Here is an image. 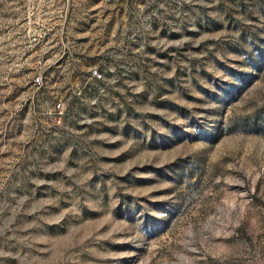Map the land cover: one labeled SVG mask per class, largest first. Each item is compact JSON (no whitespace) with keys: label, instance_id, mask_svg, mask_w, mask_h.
Wrapping results in <instances>:
<instances>
[{"label":"rangeland","instance_id":"obj_1","mask_svg":"<svg viewBox=\"0 0 264 264\" xmlns=\"http://www.w3.org/2000/svg\"><path fill=\"white\" fill-rule=\"evenodd\" d=\"M0 264H264V0H0Z\"/></svg>","mask_w":264,"mask_h":264},{"label":"built area","instance_id":"obj_2","mask_svg":"<svg viewBox=\"0 0 264 264\" xmlns=\"http://www.w3.org/2000/svg\"><path fill=\"white\" fill-rule=\"evenodd\" d=\"M94 77H96V78H98V79H102V75L99 74L98 71H95V72H94Z\"/></svg>","mask_w":264,"mask_h":264}]
</instances>
